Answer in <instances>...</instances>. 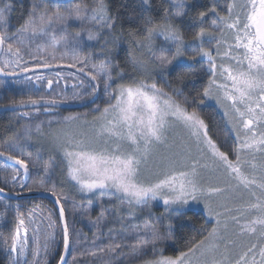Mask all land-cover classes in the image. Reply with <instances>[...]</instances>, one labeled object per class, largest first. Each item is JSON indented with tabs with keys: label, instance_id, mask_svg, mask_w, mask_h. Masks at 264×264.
I'll use <instances>...</instances> for the list:
<instances>
[{
	"label": "snow or ice",
	"instance_id": "1",
	"mask_svg": "<svg viewBox=\"0 0 264 264\" xmlns=\"http://www.w3.org/2000/svg\"><path fill=\"white\" fill-rule=\"evenodd\" d=\"M148 2L144 0L145 4ZM53 3L56 7L49 11L43 0H33L28 17L10 36L11 5L7 0H0V53L9 57L0 66V74L16 77L39 69L66 66L76 68L87 78V82L77 78L73 84L74 89H87L83 95L76 93L79 99L85 96L94 99L103 90L106 102L103 108L97 107L91 121L81 120L79 116L65 117V127L51 136L62 153L61 163L67 180L74 182L73 186H78L81 193L114 197L117 203L109 204V207L117 214L126 204L130 217L135 216L138 206L149 205L152 200H162L166 211L174 205H187L190 200L203 201L209 217L215 219L214 226L207 235L199 240L194 238L186 250L175 256L163 255V249L156 255V246L172 239L171 221L166 233H161L155 223L143 225L144 235L137 236L130 251L134 255H143L145 248L152 245L154 258L144 264H264V0H242L241 3L229 0L225 14L218 12L213 5L210 11L215 18L208 28L202 26L208 13L200 12L195 19L201 26L191 41L185 39L175 22L176 17L185 15L183 10L187 7V0H171L173 11L166 8L159 22L149 17L143 22L142 32L129 33L133 43L149 54L144 60L129 53L134 70L147 71L150 64L153 69L164 73L188 49H192L189 60L207 59L210 75L207 86L199 95L215 99L224 109V116L235 132L234 159L221 151L209 135L204 119L188 110L187 100L177 98L181 95L178 88L170 92L154 81L147 82L146 78L125 80L123 68L116 71L114 77L113 72L118 66L110 60L92 64L91 56L76 54L79 38L84 34L89 41L103 38L107 43L104 36L107 30L113 42L119 39L114 34L117 17L111 14L108 0H92L91 6L77 3L60 7V0H53ZM74 23L79 27L69 40L68 30ZM157 39L162 41L158 49L155 47ZM213 41L215 55L211 48L205 47L206 43ZM60 49L63 52L58 60L56 53ZM70 50L72 62L63 65V58ZM168 52H171L170 57L165 54ZM25 55L35 61L32 66L24 60ZM11 65L14 67L10 68ZM55 78L39 74L34 77L35 82L46 80L49 88L66 79L59 71L55 72ZM25 79L33 81L32 76ZM116 79L121 82L116 83ZM179 79L182 83L184 78ZM65 102L41 97L20 101V105ZM77 122H80L79 126L72 128L71 125ZM22 128L21 135L13 133L10 137L14 146L21 150L25 147L23 141L31 140L33 133L30 124H24ZM35 131L43 135L41 124L35 125ZM28 155L31 157V153ZM0 157L12 168L13 183L17 177L22 180L30 178V164L35 167L30 159L4 150H0ZM52 159L50 157V162L43 166L45 174L53 167ZM9 161L13 164L8 165ZM221 169L225 186L204 182L206 172ZM4 182L9 181L5 179ZM49 183L50 177H41L34 187L26 188L24 183L18 186L26 188L29 193L45 192L54 198L59 206L63 232V254L59 256L58 264H69L66 256L72 255L75 261L76 255L73 254V241L62 202L66 197L57 193L54 183L50 187ZM4 192L5 188L0 187V193ZM216 197L223 200L214 207ZM236 201H239L236 207L229 206ZM16 213L10 234L2 239L10 264H48L47 257L55 248L57 222L53 214L49 212L44 216L39 205L29 208L26 213L17 205ZM37 217L41 222L46 220L47 229L52 230L45 231L43 241L39 235L40 226L36 224ZM103 218L102 207L98 219ZM242 218H245L244 223H241ZM245 235L255 236L257 242L234 258L233 247ZM121 247L120 243H110L97 251L115 253ZM97 251L88 254L95 256ZM28 255H31V261L27 259Z\"/></svg>",
	"mask_w": 264,
	"mask_h": 264
},
{
	"label": "rangeland",
	"instance_id": "2",
	"mask_svg": "<svg viewBox=\"0 0 264 264\" xmlns=\"http://www.w3.org/2000/svg\"><path fill=\"white\" fill-rule=\"evenodd\" d=\"M227 2H229V0H227ZM238 3H241L242 0H237ZM221 7V6H220ZM221 12V11H220ZM226 12V10H225ZM178 19V18H177ZM79 27L78 24H73L72 27L68 30V38L69 40H72V38L75 36V31L76 29ZM107 32H104V35H106ZM80 45L79 48L77 50V53L80 57H86V56H91V63L92 64H98L99 62H97V60L94 58V54L91 53L90 51H88L87 53H85L84 50V46L89 44L90 41L87 40V36L86 34L82 35L80 38ZM100 41V40H99ZM98 42V41H96ZM113 42L112 39L110 38V36H108L107 38V44ZM105 45V44H104ZM33 49H35V44L32 45ZM207 48H211L213 51V55H215V42L213 41L209 46H206ZM104 48V47H103ZM129 51V50H127ZM221 51H223V49H221ZM63 52V49H60L59 51H57L56 55L57 58L59 60L61 54ZM166 54V53H165ZM192 54V49H188L185 52V55H187V57L189 55ZM184 55V57H186ZM72 56L73 53L71 52V50L69 51V54L67 56H64L62 64L63 65H67L69 63L72 62ZM171 55H169L170 57ZM5 59H8L9 57L5 55ZM3 59V62L4 60ZM24 60H27L29 62V66H32L35 61L31 60L30 57L28 55L24 56ZM198 60H201L200 58H198ZM203 61L202 64V68L206 69L208 72V62L207 59H203L201 60ZM3 62L1 64V66L3 65ZM220 60L218 58L217 63H219ZM174 63V61H173ZM173 63L171 65H169V67H171L173 65ZM11 67H14V65H11ZM79 67V66H77ZM61 70H63L64 72H62V74L65 75L66 79L64 80H60L59 84L57 83H53L52 87L49 88L47 86V81H40V82H35V73L29 72V73H24V75L22 76V78H19L18 80L15 81H11L14 82V86L15 89L17 90L18 93L20 94H28L30 97H32L33 99H40L41 97H43L44 99H56L57 101H67L64 104H71V105H85L86 107L89 106V104L91 102L94 101H98L99 103H103V105L106 102V97L103 94V90H101L97 96L92 99V98H88L87 96H85L83 99H79L76 95L77 92H79L81 95H83L87 89H74L73 88V84H76L77 82V78L79 79H84L87 82V78L82 74L79 73L77 71L76 68H69L66 66H62L60 68ZM70 70V71H69ZM16 71H19V69H16ZM69 73L74 74V75H68ZM45 77L48 78H52V79H56L55 75H53L52 73H48L45 72L44 74H41ZM27 76H32L33 77V81L29 82L28 80L25 79V77ZM116 81H119V79H116ZM10 83V86L12 85ZM37 95V98H35L34 96ZM207 100L212 103H215L217 106L218 111L222 114H224V109L221 108L220 105L217 104L215 99H208ZM81 105V106H82ZM103 108V107H102ZM189 111H194L192 108L189 109ZM45 111H35V113H44ZM34 112H32V114L28 113V116H32L33 114H35ZM57 114V115H55ZM55 116H51V117H46V119H44V121L40 120L37 121L34 117L28 119V121L26 122H16L14 121L13 123H15V125H18V129L17 133L18 135H21L23 133V128L22 125H24L25 123L30 124L33 127V133H32V139L31 140H26L24 141L25 144V148L28 149L29 153H31L32 158L33 156L35 157H39V158H48V162H50V157L54 158L51 160V163L53 165L52 168H57L58 167V163L57 160L60 158L62 159V153L59 152L55 146V144L52 142V134L59 131L60 129L65 127V122H64V118L65 117H69V116H79L81 117V120H83L84 118H86L87 120L91 121L93 116L96 115L95 110L93 112H79V113H68L67 115H60L58 112H55ZM227 118V117H225ZM34 121H36L34 123ZM49 121H51V124H49ZM36 124H41V128H42V132L43 135H41L40 133H37L35 131V125ZM80 122H77L76 124H72L71 127L72 128H77L79 126ZM230 124V123H228ZM20 127V128H19ZM16 130L14 132H16ZM209 131V130H208ZM234 132V131H233ZM209 135L212 137V139L217 143L216 139H218V142H220L219 137H218V133L215 132V130H210L209 131ZM232 141H231V148L226 149L227 151H229L231 154L229 153V155H231L230 158L234 159V155L232 153V148L235 146L236 140H235V135H230ZM218 146H220L219 143H217ZM221 149V148H220ZM23 156V155H22ZM26 159H30L31 158L29 156H24ZM37 159V158H35ZM34 163H38L39 161H33ZM51 168V169H52ZM50 169V171H51ZM43 170L42 166H37L35 165V167H32V174L36 177H38V175H41L42 177H50L49 173L45 174ZM42 172V173H41ZM65 175V172H64ZM67 179V178H66ZM50 181H51V177H50ZM67 182L72 183V185L74 184V182L67 180ZM206 184L207 183H218L220 186H225L224 185V179L222 176V169L221 170H217L214 173H205V181ZM54 184L56 185L57 188H61L64 189V184L61 181V179L54 181ZM35 185L29 184L27 187H34ZM49 187L51 186L50 183L48 185ZM76 189V195L79 197V199H81L82 201H76L73 199H67L62 201L64 204V208H65V219L68 222L69 225V229H70V234H71V238L73 241L72 247H73V254L76 255V258H79L81 255V253H83V255L85 254V252H93V251H97L98 248L101 247H106L108 244L112 243H120L122 245V247L120 249H118L115 253L113 252H98L97 251V255L95 256H90L92 258V260H94L96 262V264H131V263H137L140 261L145 260L146 258H152L154 257L153 255V249H152V245H148L145 250H144V254L143 255H134L132 254V252L130 251V245L133 244L135 242V239L137 238V236H143L144 232L141 230L143 228V225L146 222H150V223H155L158 225L161 233H165V231H163L162 226H160L159 221H164V219L166 218H170L173 217V215H175V217H173L174 219L176 217H178L179 215H182V213L185 212H197V213H201L206 220V223L210 225L209 230H211V228L214 226L215 224V219L210 218L207 211L205 210L204 207V203L203 201H189V203L187 205L184 206H179V205H174L171 208H169L167 211L165 210V205L163 204V201L160 199L157 200H152L149 202V205H144V206H138L136 208V212H135V216L134 217H130L127 215V205H123L121 206L120 212L119 214H117L116 210L109 207V204H115L117 203V201L115 200L114 197L110 198V197H100L98 195L95 194H87V193H81L78 190V186H75ZM223 198L222 197H216L213 200V206L215 207L217 203L222 202ZM239 203V201H236L234 203H230L229 206L231 207H236L237 204ZM102 207L104 208V218L103 219H98L101 215V209ZM41 209H43V215L47 216L49 212H51L53 214V218L56 220L57 222V226L55 228V232H56V243L57 246H60L59 242L57 241V238L60 237L59 235V227H58V220H57V216H55L54 212L52 210H46L47 208H42V206L40 207ZM154 209H161L162 210V217L160 215H156ZM222 211V209H217ZM114 216V218L112 217ZM157 216L159 218H157ZM117 217V218H116ZM161 219V220H160ZM37 220H39L37 218ZM245 222V218L241 219V223ZM44 223V221H43ZM46 224V223H45ZM109 229H111L112 231L110 232ZM238 231V229H237ZM207 232L205 233V235H207ZM58 234V235H57ZM96 237H99V239H96ZM93 241H95V243H93ZM172 242L171 239L169 240H165L164 242L158 244L156 246V253L160 252V247L161 246H172ZM257 239L255 236L249 237L248 235L242 236L237 240V244L236 246L233 247V257L234 258H238L239 254L246 250V248L248 246H250L252 243H256ZM160 246V247H159ZM57 249V248H56ZM53 250V251H56ZM60 249V248H59ZM63 248L60 249V254H63L62 252ZM52 255H49L47 257L48 260V264L49 262L52 260ZM89 256L85 257L86 258ZM71 258L72 260V255H69L68 257V261ZM90 258V259H91ZM104 258H106V260H104ZM258 258V257H257ZM73 261V260H72ZM146 261V260H145ZM140 262V264H144V262ZM83 264H90L89 262H85Z\"/></svg>",
	"mask_w": 264,
	"mask_h": 264
},
{
	"label": "trees",
	"instance_id": "3",
	"mask_svg": "<svg viewBox=\"0 0 264 264\" xmlns=\"http://www.w3.org/2000/svg\"><path fill=\"white\" fill-rule=\"evenodd\" d=\"M7 2L11 5V12L8 20V32L10 36H13V34L16 32V29L19 28L20 25L24 23V20L28 17L33 0H7ZM43 2L47 4L49 11L56 7V5L53 3L51 4L45 1ZM108 2L111 9V14L117 17V27L114 30V34L115 36L119 37V39L109 44H107L103 38L98 42L95 40L90 41L89 44L84 46L85 53L88 51L93 53L97 62H100L101 60H110L113 65L118 66L113 72L114 77L116 75V71H118L120 68H123L125 80L131 77L146 78L147 82L151 83L154 81L158 86L163 87L166 91L170 92L173 89L178 88L181 95H179L177 98L181 100H187L188 108H192L202 119H204L205 123L208 125L209 131L215 130V132L218 133L219 138H222L223 134L226 135L228 131L231 132V124H228V121L227 123L225 122L223 113L221 114L218 111L216 104L212 103L211 101L209 102L207 98L199 95L202 93L203 88L207 86L210 75V73H206L207 70L205 68L203 69L201 67L203 61L198 60V58L197 61H192L188 59L187 55H185L186 57L182 56L174 60L173 65L168 67L164 73H161L158 69H153L150 64L147 66V71L139 68L134 70L133 65L129 62L130 52L132 55L136 56L137 59L147 60L149 55L146 51H142L135 43H133V37L129 36V33L142 32L143 22L149 17L154 22H159L164 15V9L167 8L170 10V12L173 11L171 7V0H149L147 4L144 3V0H108ZM77 3L91 6L92 0H76L72 4L63 5L60 7H70ZM227 3V0H187V7L183 10L185 15L176 17L175 22L179 25L181 31L184 33L185 39L191 41L192 36L195 34V32L199 31V27L201 26L195 19L199 13L202 11L208 13V16L202 25L203 27L208 28L212 20L215 18L210 11L213 5L216 6L218 12L221 11V14H225ZM105 31L107 32V30ZM104 36L108 38V33ZM161 43L162 41L160 39L156 40V49L160 47ZM209 45L210 44L206 43L205 47ZM166 55H171V52L166 53ZM180 77L184 78L182 83L180 82ZM115 82L119 83L121 81L119 80ZM13 98V96L10 98L11 102L18 101L17 98ZM26 98L29 97L26 96ZM201 100H203V103L200 102ZM103 106V103L94 101L91 102L88 107L84 106L80 107L79 109H81L83 112H93L97 109V107L102 108ZM68 113L74 112L66 111L65 115ZM14 114L15 113H13L12 116H14ZM13 122L12 131L14 132L16 130V125ZM35 122L36 121H34V123ZM3 133H5V124L1 123L0 120V134ZM32 160L36 162H47L46 158L41 159L38 156H33ZM61 161L62 159L59 158L56 162L58 163V167L52 168L51 171L49 170V176L51 177L50 185L54 183V181L61 179L64 184V189H59L55 185L57 193L63 194V196L70 200L73 199L76 201H82L76 195V189L72 183L67 182ZM30 177L33 181V185H35L37 180L42 176L38 175V177H36L31 172ZM30 203H34L35 206L40 205L41 203L43 205H40V207L42 206L44 209L47 208L46 210L49 211L52 210L55 216H57L52 204L49 202L45 203L42 200L21 202V211L27 212L29 208H32ZM154 211L156 215H162L161 209H154ZM12 215L13 212H10L9 214V212L6 211V219L8 221L12 219ZM173 217H175V215H173ZM173 217L166 218L164 221H159L158 223L160 226H162V229L165 231V233L167 232L169 221H171L173 226L171 239V241H173L172 246H159L161 249H163L162 254L165 256H175L179 251L186 250L194 238L196 240L201 239L210 227V225L206 223L205 217L201 213L185 212L175 219ZM157 218L159 217L157 216ZM59 252L60 249H56V264H58L59 256L61 255ZM88 253L89 252H85L84 255L76 258L75 261H72L70 258L69 264H83L85 262L96 264V262L90 257L91 255ZM159 254L160 252L156 253V255ZM86 256L89 257H87L85 260ZM153 258L154 257L146 258L145 260H150ZM104 260H106V258H104ZM140 262L131 264H140Z\"/></svg>",
	"mask_w": 264,
	"mask_h": 264
},
{
	"label": "flooded vegetation",
	"instance_id": "4",
	"mask_svg": "<svg viewBox=\"0 0 264 264\" xmlns=\"http://www.w3.org/2000/svg\"><path fill=\"white\" fill-rule=\"evenodd\" d=\"M43 1H45V0H43ZM5 58H6L5 54L0 53V66H1V64L3 62V59H5ZM43 70L44 69H39V70H37V72H35V74L41 75V74H44L45 72H48V73H52L53 75H55V72H57V71H59L61 73L64 72L60 68H53V69H49L47 71H45V70L43 71ZM23 75H24V73L20 74L18 76V78H13L12 76H4L3 74H0V120H1V123L5 124V133L0 134V150L12 152V154H14V155H20V156L23 155L22 157L25 158L24 156H29L28 155L29 154L28 149H26L24 147V149L21 150L19 147L14 146L13 141L10 140V137H11V135L13 133H15L17 135L19 133V132L17 133V130H16V132L12 131L13 130L12 122L13 121H16L18 123H19V121L20 122H26V121H28L30 116H28V115L24 116L23 115L24 113L32 114V112L35 113V111H38V112L45 111L46 108L48 110L45 111L44 113H41V114L40 113H35L30 118H33V117L35 118L36 117L35 118L36 120L44 121V119H46V117L48 118V117L57 115V114H55V112L56 113L58 112L60 115H65V112L67 110L59 108V107H46V108H35V109L34 108H25L27 106L28 107L34 106V105H30V104H25L24 106H21L20 105V101H27L30 98L31 99H33V98L30 97L28 94H25V93L20 94V93H18L17 90L15 89L14 82L11 83V81L18 80L19 78H22ZM10 83L12 84L11 86H10ZM12 96L14 97L13 99L17 98L18 101H12L11 102L10 98ZM26 96H28L29 98H26ZM34 97L37 98V95L34 96ZM58 105L67 106V105H71V104H69V103L68 104L58 103ZM84 106L85 105H82V106L78 105L77 107L79 109L80 107H84ZM68 111H71V110H68ZM81 111L82 110L79 109V110L72 111V112L79 113ZM13 113H15L14 116H12ZM223 117L225 118L224 114H223ZM227 121H228V118H225V122L226 123H227ZM25 124H27V123H25ZM15 128L18 129V125H16ZM231 134L235 135V132H233L232 129H231V132L228 131L226 135L223 134L222 135L223 137L221 138V140L219 138L220 142H218V139H216L217 143L220 144L219 147L221 148V151H225L228 154L229 153L231 154L230 149H229V151L226 150V149L232 147V145L230 144L231 141H232V139L230 137ZM23 143H24V141H23ZM229 156L231 157V155H229ZM257 157L259 158V154H257ZM30 158L32 160V155H31ZM44 158H46V157H44ZM46 159H47V162H38V163H35V165L43 167L45 163H48V158H46ZM8 165H12V163L8 162ZM5 168L7 170H5ZM30 169L32 171V165L31 164H30ZM11 171H12V168L8 167L7 165H5L3 157L0 158V187H4L5 188V192L4 193H0V264H10V257L8 255L7 251L5 250L4 246H3L2 239L6 238L10 234V231L12 230V228L14 226L15 217H16V214H17L16 213L17 205H20L21 202L42 200V199H39V200L28 199V200L15 201V200L9 199L8 197H4V195L12 196V197L25 195V194L29 193L26 190L27 186L29 184L33 185V181L31 179V177L28 178L27 180H22V178L17 177L16 181L13 183L11 181V176H10ZM30 176H31V174H30ZM5 179H7L9 181L7 184H5V182H4ZM20 183H24L26 185V188L25 189H21L18 186ZM16 193H19V195H17ZM36 193H38V192H36ZM42 201H44L45 203L48 202V201H45V200H42ZM49 203H51V202H49ZM30 205H31V207L35 206L34 203H30ZM40 205H43V204L40 203ZM52 207L54 208L53 205H52ZM6 211L9 212V214H10V212H13L12 217L10 216L12 218L10 221H8L6 219ZM55 211H56V209H55ZM56 215H57V213H56ZM38 216H39V213H38ZM112 217L114 218V216H112ZM57 220H58V216H57ZM58 223H59L58 227H59V231H60L59 232L60 237L57 238V241L59 242L60 246H57V243H56V232H54V237H55L54 241H53V243L55 244L54 250L56 248L57 249L63 248V233L60 230V221L59 220H58ZM36 224H38L40 226L41 231H40L39 235H40L41 241H43V237H44L45 231H52V230L51 229H47V221L46 220L43 223L40 220L36 219ZM31 235H32V233L30 231L29 232V237L30 238H31ZM56 254H57L56 251H53V256H52L53 258L49 262V264H56L55 263ZM41 258H43V253L41 254ZM27 259L29 261H31V259H32L31 255H28Z\"/></svg>",
	"mask_w": 264,
	"mask_h": 264
},
{
	"label": "water",
	"instance_id": "5",
	"mask_svg": "<svg viewBox=\"0 0 264 264\" xmlns=\"http://www.w3.org/2000/svg\"><path fill=\"white\" fill-rule=\"evenodd\" d=\"M45 1L48 2V3H51V4L53 3V0H45ZM74 1H76V0H60L59 6L69 5V4L74 3ZM53 4H55V3H53ZM44 70L47 71L49 69H44ZM13 78H18V76L13 77ZM46 107H59V108L65 109L67 111L68 110H71V111L79 110L78 107L77 106H74V105L63 106V105H58V104H56V105H44V104H40V105H35V106H30V107L27 106L25 108H34L35 109V108H46ZM0 158H2V157H0ZM11 163L13 164V162H11ZM4 197H8L9 199H12V200H15V201L28 200V199H36V200L42 199V200L51 202L52 205L54 206V209H56V213H57V216H58V220L60 221V219H59V206L54 202V198L50 194H48V193H44V192H38V193L32 192V193H27L25 195H20V196H16V197L6 196V195H4ZM60 230L62 231V222L61 221H60ZM62 252H63V250H62ZM68 257H69V255L66 256V259L67 260H68Z\"/></svg>",
	"mask_w": 264,
	"mask_h": 264
}]
</instances>
